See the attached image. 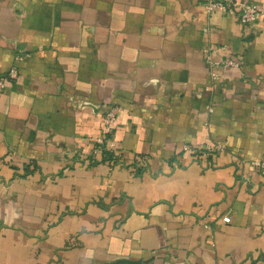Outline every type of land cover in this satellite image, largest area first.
<instances>
[{"label":"crops","instance_id":"crops-1","mask_svg":"<svg viewBox=\"0 0 264 264\" xmlns=\"http://www.w3.org/2000/svg\"><path fill=\"white\" fill-rule=\"evenodd\" d=\"M205 1L0 0V264H264V17Z\"/></svg>","mask_w":264,"mask_h":264},{"label":"built area","instance_id":"built-area-1","mask_svg":"<svg viewBox=\"0 0 264 264\" xmlns=\"http://www.w3.org/2000/svg\"><path fill=\"white\" fill-rule=\"evenodd\" d=\"M208 13H212L216 10L223 12L224 14L236 17L241 23L249 24L254 22L260 17H264V8H261L258 4L240 0H206L204 3ZM208 58H210L208 56ZM224 66H237L239 63L233 58L223 61ZM19 76L18 69L12 67L7 73L0 76V90L6 86L9 80H15ZM211 110H213L211 108ZM119 106L116 104H110L106 107L103 113V129L102 134L97 138L96 145L94 146V155L100 153L104 160L106 151L110 152L112 158L106 160L109 163L117 162L119 155V147L115 138V129L118 120ZM189 149V146H186ZM215 146L208 144L204 147L207 151H212ZM256 165L264 169V161L256 162Z\"/></svg>","mask_w":264,"mask_h":264},{"label":"trees","instance_id":"trees-1","mask_svg":"<svg viewBox=\"0 0 264 264\" xmlns=\"http://www.w3.org/2000/svg\"><path fill=\"white\" fill-rule=\"evenodd\" d=\"M112 156L113 155L110 152L106 151L105 160L112 158Z\"/></svg>","mask_w":264,"mask_h":264}]
</instances>
